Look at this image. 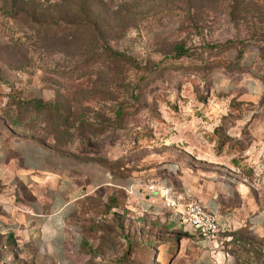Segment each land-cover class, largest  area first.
Here are the masks:
<instances>
[{
	"label": "rangeland",
	"instance_id": "rangeland-1",
	"mask_svg": "<svg viewBox=\"0 0 264 264\" xmlns=\"http://www.w3.org/2000/svg\"><path fill=\"white\" fill-rule=\"evenodd\" d=\"M104 2L94 31L61 39L60 30L44 43L0 0V132L42 143L94 178L58 235L49 219L22 213L32 197L0 186V264H196L200 238L168 211L137 214L115 187L182 173L246 185L244 224L220 237L218 264H264V248L243 246L264 244L249 224L264 213V0ZM249 83L263 93L250 95ZM113 191L124 205L110 207Z\"/></svg>",
	"mask_w": 264,
	"mask_h": 264
},
{
	"label": "crops",
	"instance_id": "crops-1",
	"mask_svg": "<svg viewBox=\"0 0 264 264\" xmlns=\"http://www.w3.org/2000/svg\"><path fill=\"white\" fill-rule=\"evenodd\" d=\"M247 89L254 97L263 93L257 83H249ZM89 171L83 165L72 167L49 148L17 133L0 132V186L3 192L10 196H21L25 192L32 197L33 201L22 213L35 220L49 219L55 235L60 233V221L73 210L71 199L84 187L86 190L94 188L93 174ZM103 174L101 184L109 185V174ZM115 187L126 193L137 214L146 213L156 217L165 214L168 209L160 193L162 188L171 187L177 190L181 198L190 195L210 211L225 215L230 226L231 223L235 226L240 225V222L244 224L239 217L246 213L243 205L248 202V190L246 185L237 182L231 175L193 176L182 173L172 179H164L157 185L129 181ZM20 203L26 201L23 199ZM249 224L256 232L264 231V213L251 218ZM190 235L199 238L191 231ZM218 243L222 242L218 240L211 250L212 245L198 240L195 244L200 250L196 264H218L222 260Z\"/></svg>",
	"mask_w": 264,
	"mask_h": 264
},
{
	"label": "trees",
	"instance_id": "trees-1",
	"mask_svg": "<svg viewBox=\"0 0 264 264\" xmlns=\"http://www.w3.org/2000/svg\"><path fill=\"white\" fill-rule=\"evenodd\" d=\"M11 3L16 15L22 14L23 17L34 26L35 33L38 36V41H47L50 34H57L60 30H65L58 35L59 38L76 39L81 36L79 30H83V35L87 34L85 31H94L95 22L94 18L98 19L99 16L94 17L93 13L96 10L104 8L105 0H7ZM44 42V43H45ZM178 57H182L187 54V51L177 46L175 48ZM111 50L107 45L102 48L101 58H109L111 56ZM35 106L36 103L34 102ZM45 107V106H44ZM40 144V143H38ZM44 145V144H40ZM47 147L46 145H44ZM49 148V147H47ZM51 150V148H49ZM114 192V193H113ZM113 196L109 200L111 208L120 207L118 203L124 205V195L120 191H113ZM123 202V203H122ZM244 227V226H243ZM242 227V228H243ZM245 228V227H244ZM233 242L234 238L232 239ZM177 240L171 242L166 246L167 249L171 248L172 243H176ZM264 243V239L262 240ZM232 243V241L230 242ZM243 246H253L250 250L252 254H256V250L260 251L264 248V244L255 243L254 239H246L243 242ZM257 255V254H256ZM257 257V256H256Z\"/></svg>",
	"mask_w": 264,
	"mask_h": 264
},
{
	"label": "built area",
	"instance_id": "built-area-1",
	"mask_svg": "<svg viewBox=\"0 0 264 264\" xmlns=\"http://www.w3.org/2000/svg\"><path fill=\"white\" fill-rule=\"evenodd\" d=\"M160 196L170 213L169 221L188 227L202 242L213 246L230 232L225 215L210 211L190 195L181 198L171 187H166L161 189Z\"/></svg>",
	"mask_w": 264,
	"mask_h": 264
}]
</instances>
